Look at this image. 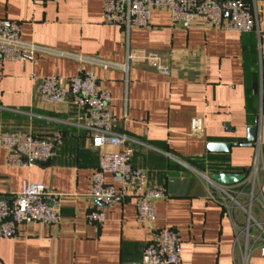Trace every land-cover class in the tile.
<instances>
[{
    "label": "crops",
    "instance_id": "crops-1",
    "mask_svg": "<svg viewBox=\"0 0 264 264\" xmlns=\"http://www.w3.org/2000/svg\"><path fill=\"white\" fill-rule=\"evenodd\" d=\"M104 1L0 0V19L20 23L22 39L45 50L36 64L0 57V137L64 135L51 162L31 167L9 165L0 142L1 192L12 198L24 182L42 184L61 195L62 207L59 224L23 225L18 237L0 239V264H140L162 228L178 233L183 264H264V1H245L259 25V33L245 34L199 21L177 28L164 10L152 12L149 28L127 32L104 24ZM128 53L155 55L169 73L142 61L124 69ZM81 71H93L110 92L115 132L129 139L124 147L133 149L149 187L167 189L152 226L138 224L133 199L108 208L101 225L86 220L102 208L90 197L100 153L84 127L88 112L38 97L43 78ZM194 118L203 120L198 135ZM256 123V145L242 146ZM210 143L232 146L211 153ZM257 156L253 191L229 188L238 205L209 193L207 178L248 171L247 178ZM105 182L118 187L110 175Z\"/></svg>",
    "mask_w": 264,
    "mask_h": 264
},
{
    "label": "built area",
    "instance_id": "built-area-1",
    "mask_svg": "<svg viewBox=\"0 0 264 264\" xmlns=\"http://www.w3.org/2000/svg\"><path fill=\"white\" fill-rule=\"evenodd\" d=\"M154 10L169 12L172 25L185 30L199 21L240 34L254 31L259 33L256 10L244 0H105L103 21L105 25L121 27L127 32L131 29H146L150 26ZM21 32L20 23L0 19V57L4 62L36 64V56L45 50L24 41ZM139 61L155 66L163 74L169 73L157 56L146 53H128L127 63L123 68L126 69L129 63ZM100 65L104 68L112 67L109 63ZM38 97L46 104L70 103L88 112L84 127L91 135L93 146L100 153L98 168L91 177L90 197L102 208L87 213L86 220L101 225L107 219L108 208L133 199L138 224L152 226L157 218V203L167 199V189L162 185L149 187L146 172L133 165V149L124 147L129 139L115 132L116 120L111 110V94L100 86L95 73L81 71L68 79L59 76L43 78ZM190 129L193 135L200 134L203 120L192 119ZM63 138L64 135L60 132H55L48 138L30 134H4L0 137V142L7 151L9 165L31 167L51 162L56 157L57 148L62 144ZM108 146L123 149L108 152ZM258 170L259 156L255 159L252 172L242 183L250 186L252 191ZM106 175L112 176L118 187L107 184ZM207 181L210 194L238 205L237 197L229 192L230 187L208 178ZM249 199L252 202L253 193L249 195ZM61 212V195L42 184L24 182L20 193L12 198L1 192L0 184V239L18 237L23 225H57L61 220ZM259 227L264 232V227ZM181 245L182 241L175 230L159 229L153 241L144 249L140 264H183Z\"/></svg>",
    "mask_w": 264,
    "mask_h": 264
},
{
    "label": "water",
    "instance_id": "water-1",
    "mask_svg": "<svg viewBox=\"0 0 264 264\" xmlns=\"http://www.w3.org/2000/svg\"><path fill=\"white\" fill-rule=\"evenodd\" d=\"M250 1V0H244ZM264 1V0H263ZM228 16V13H226ZM258 139V123L251 126L247 129V139L246 143L242 146L244 147H253L256 145ZM232 145L225 143H210L208 145V151L211 153H228ZM248 175V171H245L243 174H223L217 173L212 175L211 180L225 187H233L242 184L246 176Z\"/></svg>",
    "mask_w": 264,
    "mask_h": 264
},
{
    "label": "rangeland",
    "instance_id": "rangeland-1",
    "mask_svg": "<svg viewBox=\"0 0 264 264\" xmlns=\"http://www.w3.org/2000/svg\"><path fill=\"white\" fill-rule=\"evenodd\" d=\"M208 182V181H207ZM226 200H228V199H226Z\"/></svg>",
    "mask_w": 264,
    "mask_h": 264
}]
</instances>
